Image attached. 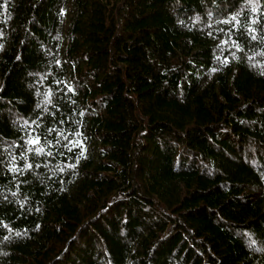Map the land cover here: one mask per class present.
I'll list each match as a JSON object with an SVG mask.
<instances>
[{"label":"trees","instance_id":"obj_1","mask_svg":"<svg viewBox=\"0 0 264 264\" xmlns=\"http://www.w3.org/2000/svg\"><path fill=\"white\" fill-rule=\"evenodd\" d=\"M0 264H264V0H0Z\"/></svg>","mask_w":264,"mask_h":264},{"label":"snow or ice","instance_id":"obj_2","mask_svg":"<svg viewBox=\"0 0 264 264\" xmlns=\"http://www.w3.org/2000/svg\"><path fill=\"white\" fill-rule=\"evenodd\" d=\"M31 144H38L39 143V137H36L35 139L30 141ZM27 167H31V165H27Z\"/></svg>","mask_w":264,"mask_h":264}]
</instances>
